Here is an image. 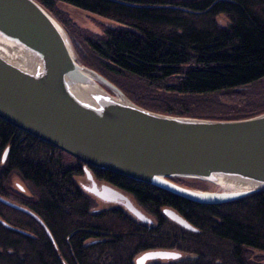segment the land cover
<instances>
[{
  "label": "trees",
  "instance_id": "obj_1",
  "mask_svg": "<svg viewBox=\"0 0 264 264\" xmlns=\"http://www.w3.org/2000/svg\"><path fill=\"white\" fill-rule=\"evenodd\" d=\"M39 1L80 42L81 60L145 107L216 119L264 112V0H62L119 23L101 34L64 19L60 0ZM84 166L0 117V195L39 217L0 200V264H137L156 249L181 255L145 264H264L255 255L264 252V189L200 203L91 166L151 214L147 224L88 193ZM14 176L24 183L18 189ZM166 207L193 229L169 218Z\"/></svg>",
  "mask_w": 264,
  "mask_h": 264
},
{
  "label": "water",
  "instance_id": "obj_2",
  "mask_svg": "<svg viewBox=\"0 0 264 264\" xmlns=\"http://www.w3.org/2000/svg\"><path fill=\"white\" fill-rule=\"evenodd\" d=\"M0 117L83 161L90 192L122 203L147 224L153 217L114 185H99L88 166L200 203H225L264 189V112L216 119L145 107L81 60L65 25L39 0H0ZM0 200L39 219L21 204ZM163 211L193 229L175 209ZM180 255L148 250L137 264Z\"/></svg>",
  "mask_w": 264,
  "mask_h": 264
},
{
  "label": "rangeland",
  "instance_id": "obj_3",
  "mask_svg": "<svg viewBox=\"0 0 264 264\" xmlns=\"http://www.w3.org/2000/svg\"><path fill=\"white\" fill-rule=\"evenodd\" d=\"M57 7L61 11V13H62L61 16L64 19L71 20V22L75 23L77 26H79L81 28L88 29V30L95 32V33L101 34L103 32L102 31L103 26H109V27L119 26V23L114 21V20H111V19L106 18L104 16H101L99 14L84 10L80 7L74 6L72 4L64 2L62 0L57 2ZM74 44H75V47L78 51H80V50L84 51V49H82V47H81L82 45L80 44V42L78 40L74 39ZM1 152H3V151H1ZM16 182H21V183H23V182L17 176L13 177V179H12L13 186L16 187V189H18ZM184 184H187L189 186H195V187H204L203 184L194 183L193 181H186V182H184ZM82 185H90L91 186L92 184L89 183L88 178H84V176H83L82 177ZM97 201L99 203L98 206L103 204L101 201H99V200H97ZM148 214L151 216L150 213H148ZM255 255L264 257V252L256 251ZM262 262L264 263V258H263Z\"/></svg>",
  "mask_w": 264,
  "mask_h": 264
},
{
  "label": "flooded vegetation",
  "instance_id": "obj_4",
  "mask_svg": "<svg viewBox=\"0 0 264 264\" xmlns=\"http://www.w3.org/2000/svg\"><path fill=\"white\" fill-rule=\"evenodd\" d=\"M92 167H93V166H92ZM85 168H86V166H84V169H85ZM88 168H89V170L91 171L94 180H95L99 185H101V184H103V183H109V182L105 181L104 179H102V178H100V177H99V178L96 177V176L94 175V173H93V170H92L91 166H88ZM85 172H86V171H85ZM86 176H87V174H86ZM87 178H88V177H87ZM88 181H89L90 184H92V180H90V179L88 178ZM109 184H111V183H109ZM83 186H84V188L86 189V191H88V193H90L91 195L97 197L95 194H93L92 192L89 191V187H90V185H83ZM119 189H120V188H119ZM120 190H121V189H120ZM121 191H123L125 194H127V196H129V197L131 198V196H130L126 191H124V190H121ZM97 199L102 200V199H100L99 197H97ZM131 200H132V198H131ZM103 201H104V200H103ZM118 204L123 205L122 203H118ZM123 206H124V205H123Z\"/></svg>",
  "mask_w": 264,
  "mask_h": 264
}]
</instances>
